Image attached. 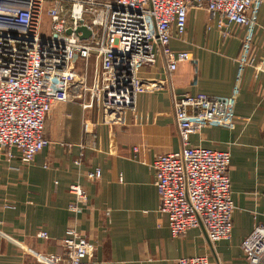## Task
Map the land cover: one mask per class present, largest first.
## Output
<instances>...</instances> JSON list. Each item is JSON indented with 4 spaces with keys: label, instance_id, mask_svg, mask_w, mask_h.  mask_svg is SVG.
I'll list each match as a JSON object with an SVG mask.
<instances>
[{
    "label": "crops",
    "instance_id": "1",
    "mask_svg": "<svg viewBox=\"0 0 264 264\" xmlns=\"http://www.w3.org/2000/svg\"><path fill=\"white\" fill-rule=\"evenodd\" d=\"M248 15L246 25L219 27L218 16L189 7L185 35L169 43L189 59L169 75L160 57L140 67V77L166 81L139 93L133 109L113 113L94 94L110 83L95 55L73 62L81 85L70 93L58 89L44 122L50 145L27 163L15 149L11 157L0 150V264H44L48 253L68 264L61 245L66 227L95 247L90 264H176L202 254L208 264H247L240 244L264 224V3ZM180 94L208 100L189 144L230 155L232 229L216 243L202 226L172 236L158 210L152 162L181 147L173 109ZM96 169L100 177L88 178ZM72 182L87 192L75 211L68 210Z\"/></svg>",
    "mask_w": 264,
    "mask_h": 264
},
{
    "label": "built area",
    "instance_id": "2",
    "mask_svg": "<svg viewBox=\"0 0 264 264\" xmlns=\"http://www.w3.org/2000/svg\"><path fill=\"white\" fill-rule=\"evenodd\" d=\"M264 0H0V150L19 152L25 163L50 145L44 122L58 89L70 93L81 85L71 67L75 60L95 55L110 83L94 90L113 113L133 109L137 96L163 86L138 75L162 58L168 75L189 59L185 50H172V38L185 35L187 11L193 5L218 16V26L246 25L253 4ZM44 7L49 34H40ZM90 31L80 39L75 30ZM71 30L67 33V30ZM208 100L180 94L173 99L174 122L181 141L177 151L157 155L152 166L159 199L172 236L202 226L211 243L230 237L234 203L227 169L228 151L189 144L201 126ZM136 150V147L134 148ZM79 164V160H75ZM99 178L100 170L87 173ZM68 210L87 199L82 185L72 182ZM47 239L45 231L39 232ZM68 264H90L95 247L75 228L66 227L61 239ZM240 248L247 264H264V224H256ZM62 256L45 254L44 264H64ZM176 264H208L206 254L181 257Z\"/></svg>",
    "mask_w": 264,
    "mask_h": 264
},
{
    "label": "rangeland",
    "instance_id": "3",
    "mask_svg": "<svg viewBox=\"0 0 264 264\" xmlns=\"http://www.w3.org/2000/svg\"><path fill=\"white\" fill-rule=\"evenodd\" d=\"M49 24L50 18L46 13V7H44L41 19H40V34L48 35L49 34Z\"/></svg>",
    "mask_w": 264,
    "mask_h": 264
},
{
    "label": "water",
    "instance_id": "4",
    "mask_svg": "<svg viewBox=\"0 0 264 264\" xmlns=\"http://www.w3.org/2000/svg\"><path fill=\"white\" fill-rule=\"evenodd\" d=\"M71 30H67L66 32L67 33H70ZM76 33H81L79 35V38L80 39H84V38H87L88 35L90 34V31L88 29H86L84 26H79L76 30H75Z\"/></svg>",
    "mask_w": 264,
    "mask_h": 264
}]
</instances>
